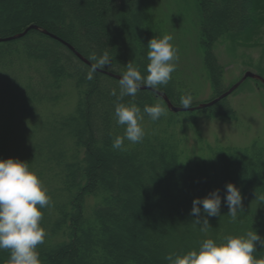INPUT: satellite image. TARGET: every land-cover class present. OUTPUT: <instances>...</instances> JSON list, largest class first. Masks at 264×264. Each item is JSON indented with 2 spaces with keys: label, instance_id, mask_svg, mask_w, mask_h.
Wrapping results in <instances>:
<instances>
[{
  "label": "trees",
  "instance_id": "1",
  "mask_svg": "<svg viewBox=\"0 0 264 264\" xmlns=\"http://www.w3.org/2000/svg\"><path fill=\"white\" fill-rule=\"evenodd\" d=\"M156 4V0H53L51 10L45 11L39 2L40 14L26 15L25 9L19 13L22 8L9 18L1 13L0 39L36 25L73 46L91 65L96 63L93 56L101 58L107 53L110 65L98 68L104 72L122 77L132 62L146 76L149 41L168 35L166 19L157 12ZM194 9L199 21L197 40L203 53L202 68L212 87L213 101L230 90L224 85L226 64L220 61L219 47L228 44L231 62H235L238 48L261 47L256 40L264 31V0H194ZM76 56L42 31L31 30L20 39L0 43V159H19L31 168L33 160L41 161L39 156L43 154L40 144H33L37 130H45L48 142L58 135L65 137V148L54 150L56 145L51 142L52 150L45 151L42 162L46 174L44 168L37 173L53 200L62 198L58 203L51 200V205L42 209V219L47 221L51 234L49 246L39 252L47 258L43 264H70L71 260L63 258L77 250L82 238L90 244L91 232H95L86 233L78 225L88 220L82 219V212L90 198L96 199V205L87 218L100 224V235L109 232V240L101 237L106 244L116 245L114 237L119 230L135 228L138 218L147 213L149 217L142 220L153 227L142 237L140 246L161 259L159 264H168L165 257L170 253L198 250L206 239L221 245L226 243V237L243 236L250 230L264 238V201L258 199L264 196V146L254 142L243 147H212L208 143L204 147L199 127L203 116L197 115L235 122L237 112L229 98L242 85L213 107L178 113L172 112L164 98L153 91L139 90L135 97L125 96L119 102L138 106L143 116L140 123L146 124L148 130L142 142L125 140L124 150H115L113 140L125 132V126L116 122L118 101L111 95L113 90L119 94V80L98 71L92 73L91 80L87 79L91 66ZM247 70L264 78L261 63H250ZM246 81L264 87L259 80ZM63 88L69 91L68 104L62 107L63 112L54 114L52 110L65 104ZM154 90L166 95L178 108H183L182 96L194 94L192 88L182 86L173 76L166 86ZM157 103L166 109V114L152 121L143 108ZM69 106L71 109L65 110ZM195 107L191 104L190 108ZM12 128L17 129L15 133ZM190 129L195 131L199 154L187 148L185 134ZM103 171L110 174L109 178L101 175ZM52 180L56 187L49 186ZM134 183L142 185L138 189ZM229 183L240 190L243 198V210L238 212L236 222L227 215L229 208L223 202ZM131 189L129 196L133 198L127 197ZM216 189L221 190V214L208 217L210 227L201 232V226L194 224L195 217L190 215L193 200ZM134 206H138L136 211ZM46 211L51 213L49 220ZM93 230H98L97 225ZM102 246L97 247L99 255L95 260L86 261L109 263V252ZM8 255V250H0V264ZM254 255L264 258V248L259 243Z\"/></svg>",
  "mask_w": 264,
  "mask_h": 264
},
{
  "label": "rangeland",
  "instance_id": "2",
  "mask_svg": "<svg viewBox=\"0 0 264 264\" xmlns=\"http://www.w3.org/2000/svg\"><path fill=\"white\" fill-rule=\"evenodd\" d=\"M51 1L53 2V0H0V14L2 13L3 15H6L8 18L13 17L14 12H17L20 8L22 9H20L21 11L19 10V13H22V10L25 9L24 14L26 15L32 13L40 14L38 12L39 2L43 4L45 11H49L51 10V7L49 6ZM156 1V10L162 15L164 20L166 19V28L168 30V35L173 38L172 43L178 49L179 60L177 62V68L176 71L171 75L178 83H181L182 86L184 85L185 87L187 85L189 89L192 88V91L194 93L192 95V105L197 107L202 104L208 103L213 97V90L209 83L208 77H206L202 68L203 53L197 40V23H199V21L194 9V0ZM192 11L194 12L192 13ZM256 41V43L261 47L249 48L250 46H243L238 48L237 58L235 59V62H231L232 53L229 49L230 47L228 46V44H224L219 47L218 55L220 56V61L223 64H226L224 85L227 88H231L235 84H237L247 72L254 73V71L252 70H247V66L250 63H253L255 66H258L259 63H261L264 67V31ZM67 49L70 50L68 47ZM180 91L182 92L183 90ZM61 92L65 96V104L62 103L61 105H59V108L52 110V113L54 114L63 112L62 107L64 105L67 106L68 104H66V99L68 97L69 91L63 88ZM229 99L233 102V107L237 112V120L233 123H226L219 120H209L206 118L205 114H197L198 116H203V118L199 120V127L201 128L200 132L205 141V143H202V145L205 147L206 143H208L212 147L219 144H222V146L243 147L248 146L254 142H258L260 145L264 146V87L255 81H246L242 84L237 93L231 96ZM70 109L71 106H69V108L65 110ZM141 126L146 133V131L148 130L147 125L141 123ZM14 127L17 128V124H15ZM12 130L15 133L17 129L12 128ZM44 131L37 130L34 137L35 141H33L34 145L40 144V152L43 153L42 156H39V159L41 161L37 159L33 160V163L31 165L30 169L36 174L39 173L43 168L44 173L46 174V165L42 164V162L45 158V151L52 150L49 147L51 146L50 144L53 143V146L56 145L55 148H53L54 150L65 148V137L60 135L55 136V138L50 140L52 142L51 143L47 141L48 139L45 140L46 134ZM194 132L195 131L193 129H190L185 134L187 148H189L190 150L192 149L191 152H196L197 154H199V148L196 145V135ZM30 143L32 142L30 141ZM204 156L205 158H207V155ZM97 170L100 169L97 168ZM100 173L101 172H99V175ZM101 175L106 178H109L110 176L107 171H103ZM46 179L45 183L47 182ZM127 184L128 183H125L124 186H127ZM52 185L56 187V182L54 180H52L49 184V186ZM135 185L136 184L134 183V186ZM138 185H136V187H138L139 189L140 185L142 184L139 183ZM132 190L133 189L129 191L130 193L127 194V197L133 198L129 196ZM51 200H53L52 196ZM61 200L62 198L58 197L54 199L53 202L58 203ZM95 205L96 199L93 198H90L89 201L85 203V207L83 208L84 211L82 212V219L86 218L88 220H86L87 222L83 220L78 224L79 226H82L84 228L86 233H90L91 231L95 232V234L91 232L90 244L87 243L86 239L82 238V243L78 244L77 250H73L74 252L71 251L72 253L70 252L69 255L65 256L63 258L64 261H67L68 259L71 260L70 264H94L86 260L90 259V261H92L93 258L95 260L96 256L99 255V250L97 247H101L103 244L104 248L108 250L110 255V262L107 264H159L158 262L161 259L152 256L150 251L146 252L140 246V243L143 240L142 237L148 233L149 229H152L153 227V225L149 222L142 220V217H149L147 216V213L141 215L142 217L138 218L135 228L120 229V234L114 237V240H116L117 244L115 245L113 243L110 245V243L106 244L105 240L101 238L107 237V240H109V232H107L108 226L105 225L104 229L107 233H103L100 235V224H98V222L94 219L93 221H90V219L87 218L91 217L92 210L94 209ZM134 209V211H136V209H138V206H134ZM142 210L148 212V210L146 209ZM50 217L51 213L47 212L46 220H49ZM42 221L43 223L41 222V225L47 232V239L43 244L38 246L37 250L39 252H41V250H43L44 248L47 249L50 243L48 237L51 236V234L49 233V229L45 223L47 221L43 219ZM96 225L98 230H93L94 226ZM111 236L113 237V235ZM98 244L101 246H99ZM89 246L91 248H89ZM9 257L10 256L8 255L4 264H7ZM40 259L43 264L45 259L47 258L45 257V255L40 254ZM96 264L101 263L99 261L96 262Z\"/></svg>",
  "mask_w": 264,
  "mask_h": 264
},
{
  "label": "clouds",
  "instance_id": "3",
  "mask_svg": "<svg viewBox=\"0 0 264 264\" xmlns=\"http://www.w3.org/2000/svg\"><path fill=\"white\" fill-rule=\"evenodd\" d=\"M170 35L153 38L149 41L146 72L134 67L132 62L127 65V71L119 80V94L115 90L111 95L117 98L115 107L116 122L125 126L124 135L117 136L112 148L123 151L125 140L131 143L143 141L146 133L141 126L143 120L141 109L135 104H125V96L135 97L142 86L157 89L166 86L176 71L179 60L178 49L172 43ZM96 61L92 65L87 79H92V73L98 68L110 65L107 53L101 58L92 57ZM192 94L181 97L184 109L191 107ZM143 112L152 121H158L166 114V109L159 103L145 105ZM223 202L229 208L228 216L233 222L238 219V212L243 210L242 195L234 184H227ZM264 201V196L258 197ZM48 189L38 175L30 169L29 163L19 159H0V250H8L10 257L7 264H42L38 246L45 242L47 232L42 227V209L51 205ZM221 190L216 189L204 198L193 200L190 215L195 217L194 224L200 225L201 232H207L210 224L208 217L221 214ZM202 206V207H201ZM203 215V219L201 216ZM257 243L264 248V238L254 230L243 236H228L226 243L217 245L212 239L204 240L198 250L184 254H168L165 259L168 264H264V258L258 259Z\"/></svg>",
  "mask_w": 264,
  "mask_h": 264
},
{
  "label": "water",
  "instance_id": "4",
  "mask_svg": "<svg viewBox=\"0 0 264 264\" xmlns=\"http://www.w3.org/2000/svg\"><path fill=\"white\" fill-rule=\"evenodd\" d=\"M31 30H36V31H42V33H44L45 35H48L50 36L51 38L59 41L60 43L66 45L71 51H73L75 53V55H77V57L79 59H81V61H83L84 63H86L87 65L91 66L92 65L85 59L83 58L75 49L73 46H71L70 44H68L67 42L63 41L62 39L58 38L57 36H54L52 34H50L49 32L45 31V30H42L40 29L38 26L36 25H31L30 27H28L26 29V31H24L23 33H20V34H17L13 37H10V38H7V39H0V43L1 42H8V41H12V40H17V39H20L22 37H24L29 31ZM98 72H101V73H104V74H107L111 77H114L118 80H120V76H116V75H113V74H110V73H107V72H104L100 69H97ZM247 79H256V80H259L261 81L263 84H264V78L255 74V73H252V72H247L243 78L237 83L235 84L233 87L230 88L229 91H227L226 93H224L223 95H221L220 97L214 99L213 101H210L208 103H205V104H202L198 107H195V108H190V109H184V108H178V107H175L170 99L164 95L163 93H160V92H157L156 90L154 89H151L149 87H146V86H142L140 88V90H149V91H153L155 93H157L159 96H162L165 100V102L167 103V106L169 107V109L174 112V113H178V112H184V111H194V110H201V109H206V108H210V107H213L214 105L218 104L220 101H222L223 99L229 97L232 93H234Z\"/></svg>",
  "mask_w": 264,
  "mask_h": 264
}]
</instances>
